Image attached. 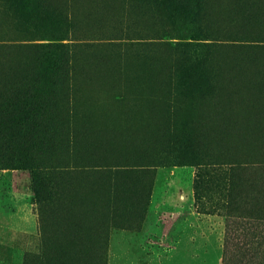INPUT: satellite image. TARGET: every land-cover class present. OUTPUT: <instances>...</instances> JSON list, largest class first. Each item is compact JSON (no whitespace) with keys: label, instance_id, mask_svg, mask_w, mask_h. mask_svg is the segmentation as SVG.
<instances>
[{"label":"rangeland","instance_id":"rangeland-1","mask_svg":"<svg viewBox=\"0 0 264 264\" xmlns=\"http://www.w3.org/2000/svg\"><path fill=\"white\" fill-rule=\"evenodd\" d=\"M30 1L0 0V264H264V0Z\"/></svg>","mask_w":264,"mask_h":264},{"label":"trees","instance_id":"trees-1","mask_svg":"<svg viewBox=\"0 0 264 264\" xmlns=\"http://www.w3.org/2000/svg\"><path fill=\"white\" fill-rule=\"evenodd\" d=\"M10 2L11 7L14 9V13L16 16L23 17L26 16V11H28L30 5L29 2L30 0H8ZM21 130L16 131L14 127H12L10 133H11V138H13V143L15 144H27V137L24 136L26 132H20ZM18 136V137H17ZM38 168V167H37ZM41 170H43L41 168ZM39 175H42L41 178H43L44 181L47 180L48 176H52V174L49 173H40ZM44 175V176H43ZM38 176V175H37ZM39 178V176H38ZM37 178V179H38ZM39 181V180H38ZM84 260H80L78 263H84Z\"/></svg>","mask_w":264,"mask_h":264}]
</instances>
